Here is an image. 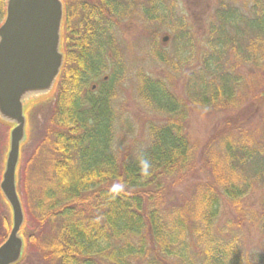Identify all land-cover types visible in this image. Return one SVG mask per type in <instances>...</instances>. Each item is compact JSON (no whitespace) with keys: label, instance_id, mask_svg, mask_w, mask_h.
I'll return each mask as SVG.
<instances>
[{"label":"trees","instance_id":"trees-1","mask_svg":"<svg viewBox=\"0 0 264 264\" xmlns=\"http://www.w3.org/2000/svg\"><path fill=\"white\" fill-rule=\"evenodd\" d=\"M63 3L60 74L52 93L27 110L29 140L37 138L31 149L26 142L21 148L17 189L25 250L16 264H28L33 254L39 264H246L239 238L225 236L218 221L223 200L242 211L252 182L264 186V90L251 100L260 119L255 131L243 126L229 131L237 118L228 116L197 151L185 123L191 102L210 109L240 102V65L264 68V0H244L242 6L215 0L200 40L201 65L185 84L188 98L174 94L164 79L140 76L139 94L160 118L148 122L145 141L122 155L115 144L114 86L123 67L110 29L137 8L152 18L172 3ZM4 15L0 0V22ZM172 24L173 53L151 43L153 56L175 70L195 53L196 39L178 15ZM109 54L117 68L97 83ZM33 104H39L41 125L33 120ZM0 126L7 135L9 126ZM32 165L36 171L29 170ZM189 184L192 193L180 198L179 189ZM262 202L264 235V195ZM9 227V208L0 195V243Z\"/></svg>","mask_w":264,"mask_h":264},{"label":"rangeland","instance_id":"rangeland-1","mask_svg":"<svg viewBox=\"0 0 264 264\" xmlns=\"http://www.w3.org/2000/svg\"><path fill=\"white\" fill-rule=\"evenodd\" d=\"M143 1L146 0H137V3ZM243 1L235 0L236 4L240 6H242ZM166 2L172 3V5H168L165 11H161L160 14L154 13L152 18L144 16L137 8L132 15L114 22L110 29L112 35L116 37L118 51L121 52L119 58L123 67L122 74L114 86V106L118 114V121L115 125V144L120 155L125 152L127 147L131 148L145 141L148 134V122H156L160 118L159 112L149 103H146L139 94L140 76L144 74L164 79L174 94H181L188 98L185 92V84L190 72L194 69L197 70L202 62L200 40L206 31L207 17L212 13L215 0H165V5ZM247 5H249V1ZM244 11L248 12V9L244 8ZM172 12L173 14H171ZM175 15H178L193 32L196 39V51L192 56L185 59L184 63L181 60V63L177 64L179 67L174 70L173 66L160 62L153 56L151 42L155 40L160 47H164L168 54L173 53V49H176L174 40H172L174 31L172 23ZM163 35L168 36L165 42L161 40ZM107 56L105 67L97 77V83L101 81L103 76H109L112 68L116 67V60L113 56L110 54ZM238 73L242 82L237 91L240 96L239 103L235 102L236 104H232L234 106L231 105L227 109L202 108L197 103L192 102L189 105L185 129L190 140L196 145L197 151L228 116L234 115L233 117L237 118L233 121L235 125L229 131L236 126H243L251 131L260 127L258 111L255 110V106L251 105V100L254 95L264 90V68L250 66L249 63H246L239 66ZM38 105L33 104L32 106L35 107V112L39 107ZM35 117L37 125H41V114L38 111L37 116L34 114L33 120ZM3 129L4 127L0 126V162L3 152L1 141L4 142L2 166L8 140V133L7 135L1 133ZM29 134L30 125L25 140L28 143L25 146L27 149L32 148V143L37 138L35 135L33 139L29 140ZM29 170L36 171V165L30 166ZM206 170L204 167L203 171ZM199 174L203 176L201 171ZM206 175L212 178L207 172ZM192 189L190 184L181 187L179 189L180 198L190 196ZM263 195L264 186L254 181L241 199L242 211H236L235 207L226 200H223L220 209L218 226L223 230L225 236L230 237L235 234L239 238L240 247L247 258L246 264H264V235L261 233L260 226ZM45 231L47 235L51 234L49 225L45 226ZM39 263L41 261H37L35 254L28 257V264ZM102 264L109 263L103 262Z\"/></svg>","mask_w":264,"mask_h":264},{"label":"water","instance_id":"water-1","mask_svg":"<svg viewBox=\"0 0 264 264\" xmlns=\"http://www.w3.org/2000/svg\"><path fill=\"white\" fill-rule=\"evenodd\" d=\"M63 19V0H5L0 22V123L9 126V132L0 195L9 208L10 227L0 243V264H16L24 255L25 212L17 173L26 142L27 110L55 88L64 61ZM167 39L163 35L161 40Z\"/></svg>","mask_w":264,"mask_h":264}]
</instances>
